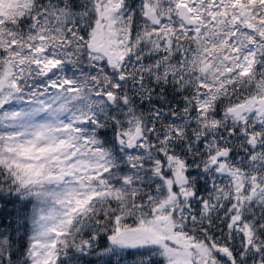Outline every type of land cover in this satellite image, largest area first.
Listing matches in <instances>:
<instances>
[{"label": "snow or ice", "instance_id": "snow-or-ice-1", "mask_svg": "<svg viewBox=\"0 0 264 264\" xmlns=\"http://www.w3.org/2000/svg\"><path fill=\"white\" fill-rule=\"evenodd\" d=\"M0 264H264V0H0Z\"/></svg>", "mask_w": 264, "mask_h": 264}, {"label": "trees", "instance_id": "trees-1", "mask_svg": "<svg viewBox=\"0 0 264 264\" xmlns=\"http://www.w3.org/2000/svg\"><path fill=\"white\" fill-rule=\"evenodd\" d=\"M9 208L11 207V205L8 206Z\"/></svg>", "mask_w": 264, "mask_h": 264}]
</instances>
